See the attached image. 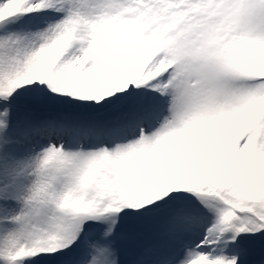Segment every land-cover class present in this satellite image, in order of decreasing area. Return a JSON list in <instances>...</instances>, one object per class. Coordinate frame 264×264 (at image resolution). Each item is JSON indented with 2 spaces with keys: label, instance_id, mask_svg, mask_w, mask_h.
Returning <instances> with one entry per match:
<instances>
[{
  "label": "snow or ice",
  "instance_id": "snow-or-ice-1",
  "mask_svg": "<svg viewBox=\"0 0 264 264\" xmlns=\"http://www.w3.org/2000/svg\"><path fill=\"white\" fill-rule=\"evenodd\" d=\"M0 264H264V0H0Z\"/></svg>",
  "mask_w": 264,
  "mask_h": 264
}]
</instances>
